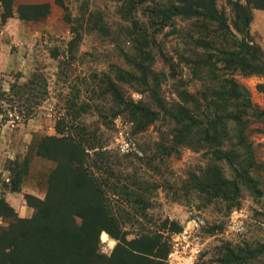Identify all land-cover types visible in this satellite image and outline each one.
I'll use <instances>...</instances> for the list:
<instances>
[{
    "label": "rangeland",
    "instance_id": "1",
    "mask_svg": "<svg viewBox=\"0 0 264 264\" xmlns=\"http://www.w3.org/2000/svg\"><path fill=\"white\" fill-rule=\"evenodd\" d=\"M235 1L246 4V0H214L226 18L227 32L217 30L215 23L200 30L199 18L176 16L163 22L149 0L55 4L36 42L21 50L19 67L0 80V125L16 128L29 123L35 128L43 124L42 130L28 137L19 165L28 156L29 168L54 167V161L35 155L34 144L44 135H55L57 120L70 111L72 115L65 119L84 127L87 137L82 141L91 147L94 162L103 157L119 175L109 179L117 187L107 191L108 202L128 239L156 233L170 240L174 225L182 228L192 212L205 222L198 233L204 247L196 264H264V70H227L218 61V50H234L240 40L259 47L264 58V8L252 10L247 35L234 27L231 2ZM14 4L16 0L13 9ZM0 10H4L1 3ZM136 27L145 32L148 46L144 42L141 47L150 52L143 57L149 67L146 84L140 81L135 64L136 48L143 42L134 33ZM200 40L212 45H200ZM205 59L211 66L200 65ZM123 71L135 78L119 79ZM213 75L233 78L246 89L251 105L240 121L225 118L232 108H223L213 95L220 84L212 81ZM122 100L154 112L152 121L143 125L142 115L124 111ZM179 106L197 112L199 119L200 111L208 115L217 111L223 120L217 142L227 159H218L216 144L200 143L196 128L186 143L177 142L176 134L182 129L177 122L182 115ZM121 135L135 151H121ZM6 166L14 168L10 162ZM211 167L234 181L236 188L226 189L227 200L211 198L197 188L200 176ZM7 227L8 222L0 218V229ZM115 244L108 235L105 241L100 238V252L109 255Z\"/></svg>",
    "mask_w": 264,
    "mask_h": 264
},
{
    "label": "trees",
    "instance_id": "2",
    "mask_svg": "<svg viewBox=\"0 0 264 264\" xmlns=\"http://www.w3.org/2000/svg\"><path fill=\"white\" fill-rule=\"evenodd\" d=\"M139 1L142 3L147 0ZM149 1L153 3L151 7L155 16L163 22L176 16L186 19L199 18L200 30L205 29V25L215 23L217 30L229 31L226 18L217 9L214 0H179L178 3L171 0H159L158 3L156 0ZM13 2L14 0H0L4 9L1 13L2 20L14 14ZM55 3L65 7V0H55ZM231 3L235 12L234 27L239 32H247L248 35L252 10L263 9L264 0H246V4L239 1ZM49 10L48 3L20 4L16 8L18 16L27 20L45 17ZM135 30L134 33L143 38V42L136 48L139 56L135 64L141 71L140 81L146 84L149 67L143 57L150 55V52L141 47L144 42L147 45L143 29L136 27ZM132 34V31L127 32L130 37ZM200 45L209 48L212 44L200 40ZM218 52V61L225 63L227 70L241 69L248 70L249 73L264 70V58L260 48L248 41H236L234 50L226 51L222 48ZM200 65L211 66V62L200 60ZM118 77L135 78L126 71L121 72ZM212 81L220 83L219 89H214L213 95L222 101L223 108H232L229 111L230 116L225 118L240 121L241 113L251 105L246 89L233 78L221 79L213 75ZM114 86L110 83L112 92L116 93ZM116 97L121 100L123 96L118 92ZM122 102L124 111L131 110L142 115L143 125L152 121L154 112L130 101ZM179 110H182V115L179 114L180 118H177V114L176 118L177 122L182 124V129L176 134L177 142L186 143L189 133L196 128L200 131V143L210 142L219 147L217 140L223 120L217 111H213L211 115L200 111L199 119L197 112L195 114L185 106H179ZM65 114V117L71 116L72 112L66 110ZM65 117L57 120L55 135H44L34 144L35 155L50 159L55 165L48 171L43 198L24 194L26 203L34 208L32 217H19L0 193V218L8 222L7 228L0 229V264H164L170 249L169 237L156 233H138L131 239L127 238L125 226L113 215L108 202L107 191L117 187L113 182H109V179H118L119 175L114 166L111 167L109 161L105 162L103 157L98 163L94 162L89 153L91 147L88 148L82 141L87 137L84 127L71 123ZM216 152L218 159L228 158L220 147ZM9 162L14 168L7 167L11 177L4 187L17 192L20 191L22 178L28 173L29 158L26 156L22 165H19L17 159ZM93 169L99 170L100 174H96ZM102 173H107V176L103 178ZM119 182L120 180L117 184ZM231 187L236 188L234 181L224 179L214 167L208 168L203 177L200 176V184L197 186L200 192H206L211 198L221 197L225 200L229 198L227 193H230L226 189ZM122 188L126 193H130L123 185ZM180 228L174 225L172 230L176 232ZM102 232L116 241L109 255L100 252Z\"/></svg>",
    "mask_w": 264,
    "mask_h": 264
},
{
    "label": "crops",
    "instance_id": "3",
    "mask_svg": "<svg viewBox=\"0 0 264 264\" xmlns=\"http://www.w3.org/2000/svg\"><path fill=\"white\" fill-rule=\"evenodd\" d=\"M43 3H48L50 6L47 17L27 20L21 19L17 14L16 8L20 4ZM55 4V0H16L14 14L5 20H2L0 10V80L6 73H10L19 67L21 50L25 46H32L36 42L46 21L49 22ZM3 89L7 90L8 88ZM42 129V123L36 125L35 128H32L29 123L16 128H7L6 125H0V193L21 218H30L34 213L33 207L29 206L24 199L25 193L40 198L44 197L48 170L30 167L28 173L22 178L20 191L13 192L4 187V184L8 183L11 177V172L6 164L21 156L24 157L28 149V137L32 136V131ZM49 133L51 134V132ZM4 181L6 183L3 184Z\"/></svg>",
    "mask_w": 264,
    "mask_h": 264
},
{
    "label": "built area",
    "instance_id": "4",
    "mask_svg": "<svg viewBox=\"0 0 264 264\" xmlns=\"http://www.w3.org/2000/svg\"><path fill=\"white\" fill-rule=\"evenodd\" d=\"M122 138V135H121ZM121 151H135L132 142L122 138ZM181 230L174 232L169 240L170 249L164 260V264H196L201 255L204 242L199 239V230L205 226L201 216L190 213Z\"/></svg>",
    "mask_w": 264,
    "mask_h": 264
},
{
    "label": "bare ground",
    "instance_id": "5",
    "mask_svg": "<svg viewBox=\"0 0 264 264\" xmlns=\"http://www.w3.org/2000/svg\"><path fill=\"white\" fill-rule=\"evenodd\" d=\"M101 241H105L107 239V234L105 232H103L100 236ZM111 243V242H110Z\"/></svg>",
    "mask_w": 264,
    "mask_h": 264
}]
</instances>
